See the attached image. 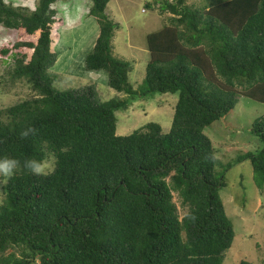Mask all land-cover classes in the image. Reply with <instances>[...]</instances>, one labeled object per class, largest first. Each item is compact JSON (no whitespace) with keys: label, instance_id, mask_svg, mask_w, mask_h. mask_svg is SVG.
I'll use <instances>...</instances> for the list:
<instances>
[{"label":"trees","instance_id":"1","mask_svg":"<svg viewBox=\"0 0 264 264\" xmlns=\"http://www.w3.org/2000/svg\"><path fill=\"white\" fill-rule=\"evenodd\" d=\"M56 1L38 0L28 13L0 0L1 28L16 33L1 41L0 58L12 57L13 82L25 79L35 92L0 109V159L19 162L0 193V264H223L235 230L204 129L239 97L264 103V0L165 2L161 9L175 16L147 36L150 59L137 88L131 63L113 51L119 24L107 13L110 0H92L99 33L85 67L105 70L127 95L105 102L95 86H54ZM156 93H178L169 131L149 122L118 135L116 111ZM249 130L262 147L238 160H250L264 188V114ZM48 159L46 174L24 168Z\"/></svg>","mask_w":264,"mask_h":264},{"label":"rangeland","instance_id":"2","mask_svg":"<svg viewBox=\"0 0 264 264\" xmlns=\"http://www.w3.org/2000/svg\"><path fill=\"white\" fill-rule=\"evenodd\" d=\"M3 1L28 13L38 3V0ZM176 1L110 0L107 5V13L119 24L112 40L114 54L131 63L130 80L136 88L145 77L150 59L147 36L171 24L170 18L175 15L169 9L162 10L161 6L165 2L173 4ZM187 1L195 4V8L206 3L205 0ZM52 7L57 17L51 45L55 62L48 72L54 86L59 90L95 86L97 102L126 98V94L109 85L105 70H88L85 67V58L93 49L99 33L97 19L89 14L92 0H57ZM1 27L0 24V46L1 41L16 39L15 31ZM13 65L12 57L8 61L0 58V109L35 94L25 79L13 82L10 73ZM177 100L178 93H156L149 98L132 100L129 108L116 111V133L128 135L149 122L159 123L163 131L168 132ZM263 114L264 103L250 97H239L229 115L204 129L220 161L217 170L224 172L226 185L220 189V195L235 230L233 244L225 251L223 264H239L243 259L264 263V188L257 187L250 160H238L240 155L256 152L262 147L259 138L249 129L253 121ZM44 163L47 165L46 173L53 169L51 159ZM5 181L6 177L0 175V193Z\"/></svg>","mask_w":264,"mask_h":264},{"label":"clouds","instance_id":"3","mask_svg":"<svg viewBox=\"0 0 264 264\" xmlns=\"http://www.w3.org/2000/svg\"><path fill=\"white\" fill-rule=\"evenodd\" d=\"M36 6H37V4H36ZM36 6H35V8H36ZM35 8H34V10H35ZM52 39H53V35H52ZM32 131H33L32 129H29L28 131H25L23 133V135L27 136ZM18 163L19 162L16 159H11V158L0 159V175H2L4 177H12L18 168ZM24 168L26 170H28L33 175H43V174H46L47 165L43 161L28 160V161H25Z\"/></svg>","mask_w":264,"mask_h":264},{"label":"crops","instance_id":"4","mask_svg":"<svg viewBox=\"0 0 264 264\" xmlns=\"http://www.w3.org/2000/svg\"><path fill=\"white\" fill-rule=\"evenodd\" d=\"M205 1H206L207 5H208L210 0H205Z\"/></svg>","mask_w":264,"mask_h":264}]
</instances>
